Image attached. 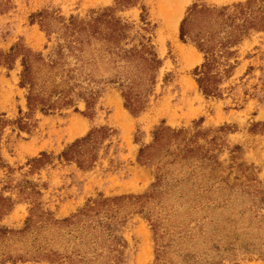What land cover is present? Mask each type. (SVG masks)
I'll use <instances>...</instances> for the list:
<instances>
[{
    "label": "rangeland",
    "instance_id": "rangeland-1",
    "mask_svg": "<svg viewBox=\"0 0 264 264\" xmlns=\"http://www.w3.org/2000/svg\"><path fill=\"white\" fill-rule=\"evenodd\" d=\"M245 1L0 0V53L39 54L72 94L28 112L20 57L0 63V264H264V27L219 58L218 96L179 39L192 5ZM98 15L92 36L66 30ZM84 138L85 167L61 156Z\"/></svg>",
    "mask_w": 264,
    "mask_h": 264
},
{
    "label": "trees",
    "instance_id": "trees-1",
    "mask_svg": "<svg viewBox=\"0 0 264 264\" xmlns=\"http://www.w3.org/2000/svg\"><path fill=\"white\" fill-rule=\"evenodd\" d=\"M260 4L263 8L253 11L255 5ZM264 0H247L244 3H238L231 6L221 8H211L206 6L192 5L188 10V14L181 21L179 27V39L187 38L194 45V47L202 54V63L193 70V76L197 89L203 96H218V73L217 67L219 65V58L224 56H231L233 52L229 49L237 44L242 31L247 30H261L264 27ZM104 15H98L89 23L71 22L70 28L66 29L73 39L79 35L89 33L93 35L99 32L97 25ZM116 24V23H115ZM80 43V39H77ZM77 51L80 49L76 48ZM123 50V49H122ZM133 52L132 50L124 51V53ZM143 52L149 56L148 59H142L148 62L149 65L158 63L155 55L150 53L147 48L142 47L140 51H134L135 54ZM20 57L21 71L19 75V86L27 90L26 107L28 112L38 110L40 112H48L59 109L61 107L69 106L72 102L71 89L59 88L57 84H50V88L46 87L51 81H46L39 78L42 69L46 68L48 72L53 70L54 65L50 61L44 62L39 54H33L29 50L19 53L15 50L14 54L0 53V63L7 64L11 58ZM45 74V75H46ZM50 75V74H48ZM47 77V76H43ZM49 77V76H48ZM40 80V82H38ZM81 96V94H78ZM121 97L124 101V107L132 114H136L141 110V105L137 104V99L132 100L129 90H122ZM86 106L89 103L86 101ZM108 130L101 128L99 132L106 134ZM92 138H84L75 141L69 149L61 154L65 160H75L79 166L85 167L86 159H80V146L89 143ZM146 149V148H145ZM139 158L143 159L144 149L139 151ZM36 162H39L38 160ZM3 202V201H2ZM112 200L104 199L94 202V207L106 206ZM1 207V206H0ZM85 213H93V206H85ZM0 235H4L0 231Z\"/></svg>",
    "mask_w": 264,
    "mask_h": 264
}]
</instances>
